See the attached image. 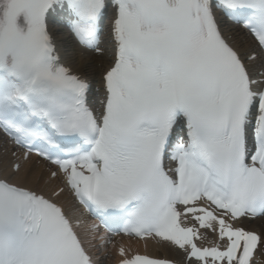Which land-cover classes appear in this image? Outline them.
I'll return each instance as SVG.
<instances>
[{
  "label": "snow or ice",
  "instance_id": "1",
  "mask_svg": "<svg viewBox=\"0 0 264 264\" xmlns=\"http://www.w3.org/2000/svg\"><path fill=\"white\" fill-rule=\"evenodd\" d=\"M258 252L264 0H0V264Z\"/></svg>",
  "mask_w": 264,
  "mask_h": 264
},
{
  "label": "bare ground",
  "instance_id": "2",
  "mask_svg": "<svg viewBox=\"0 0 264 264\" xmlns=\"http://www.w3.org/2000/svg\"><path fill=\"white\" fill-rule=\"evenodd\" d=\"M83 55L87 56L88 54L83 52ZM77 59H79V56L77 57ZM256 223L260 224L259 221H257ZM132 247L134 250H138L139 252H145L147 254L149 253L152 256L165 254L166 252H173L172 249L167 244H160V246H158L157 248L156 245L154 246L153 244L147 242V247H145V243H144L145 250H143V245H141V243H135ZM261 260H262V256H261Z\"/></svg>",
  "mask_w": 264,
  "mask_h": 264
}]
</instances>
